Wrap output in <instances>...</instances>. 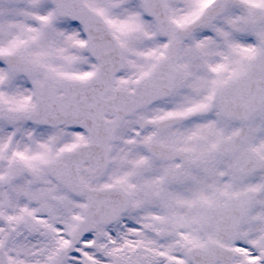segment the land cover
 <instances>
[{"label": "snow or ice", "instance_id": "snow-or-ice-1", "mask_svg": "<svg viewBox=\"0 0 264 264\" xmlns=\"http://www.w3.org/2000/svg\"><path fill=\"white\" fill-rule=\"evenodd\" d=\"M0 264H264V0H0Z\"/></svg>", "mask_w": 264, "mask_h": 264}]
</instances>
